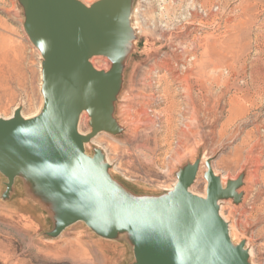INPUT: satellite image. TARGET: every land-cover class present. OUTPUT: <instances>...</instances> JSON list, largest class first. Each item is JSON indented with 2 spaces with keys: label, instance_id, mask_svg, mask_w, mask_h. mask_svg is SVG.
Wrapping results in <instances>:
<instances>
[{
  "label": "rangeland",
  "instance_id": "rangeland-1",
  "mask_svg": "<svg viewBox=\"0 0 264 264\" xmlns=\"http://www.w3.org/2000/svg\"><path fill=\"white\" fill-rule=\"evenodd\" d=\"M73 1L89 9L103 0ZM31 2L0 0L2 119L18 109L27 119L44 114V59L26 31ZM124 3L114 53L91 59L117 79L106 102L111 128L85 153L100 154L124 206L175 204L188 171L190 190L207 198L210 166L224 188L235 184L237 196L219 202L229 245L244 246L246 264H264V0ZM94 122L84 111L79 133ZM7 183L0 172V264H136L131 235L84 222L61 231L77 209L51 193L38 204L21 178L10 193Z\"/></svg>",
  "mask_w": 264,
  "mask_h": 264
},
{
  "label": "water",
  "instance_id": "water-1",
  "mask_svg": "<svg viewBox=\"0 0 264 264\" xmlns=\"http://www.w3.org/2000/svg\"><path fill=\"white\" fill-rule=\"evenodd\" d=\"M26 31L44 59L40 119H25L20 109L0 118V172L10 193L19 176L43 184L77 209L61 231L84 222L107 235L127 233L137 245L136 264H246L244 246L228 243V226L219 202L236 197L235 184L224 188L210 166L207 198L190 187L195 172L180 176L171 205L118 204L111 196L107 166L100 154L85 153L91 142L111 125L105 121L106 102L117 88L115 75L97 71L96 56L114 53V38L126 29L124 0H103L91 8L73 0H32ZM87 111L95 122L88 135L78 131ZM29 175V176H28Z\"/></svg>",
  "mask_w": 264,
  "mask_h": 264
},
{
  "label": "crops",
  "instance_id": "crops-1",
  "mask_svg": "<svg viewBox=\"0 0 264 264\" xmlns=\"http://www.w3.org/2000/svg\"><path fill=\"white\" fill-rule=\"evenodd\" d=\"M18 178H21V180L25 182V184L29 188V195L35 202H37L38 204L41 202L45 203L44 202L45 197H44V194L42 192L43 184L37 183V181L35 179H33L32 177H25V176L20 177L19 176L15 179V183L13 185V188L15 187V184H16V181Z\"/></svg>",
  "mask_w": 264,
  "mask_h": 264
},
{
  "label": "bare ground",
  "instance_id": "bare-ground-1",
  "mask_svg": "<svg viewBox=\"0 0 264 264\" xmlns=\"http://www.w3.org/2000/svg\"><path fill=\"white\" fill-rule=\"evenodd\" d=\"M196 67V66H195ZM16 111V110H15ZM15 113V112H14ZM14 115V114H13ZM22 116L27 119V117L22 113ZM13 117V116H12ZM11 118V117H10ZM6 119V118H5ZM81 133V132H80ZM208 182V181H207ZM173 190V189H172ZM204 197V196H203ZM204 199H206V196L204 197ZM221 209V208H220ZM225 221V220H224ZM226 222V221H225ZM230 231V230H229ZM252 256V255H251Z\"/></svg>",
  "mask_w": 264,
  "mask_h": 264
}]
</instances>
